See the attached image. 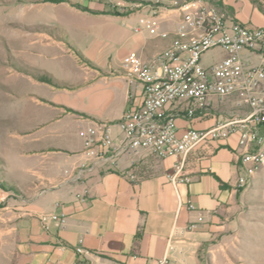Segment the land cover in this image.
<instances>
[{"label":"crops","instance_id":"0c3cea01","mask_svg":"<svg viewBox=\"0 0 264 264\" xmlns=\"http://www.w3.org/2000/svg\"><path fill=\"white\" fill-rule=\"evenodd\" d=\"M206 1L230 21L264 27V0ZM175 2L51 0L54 12L30 42L39 45L44 60L69 59L84 71L78 89L61 86L81 91L82 100L63 113L82 129L112 123L119 142L116 122L139 105L142 92L122 70V58L134 50L155 63L172 34L151 35L139 20L154 16L159 31L172 33L181 20ZM46 77L38 79L52 83ZM20 100L24 108L8 142L0 131V143L6 142L0 146V264H157L164 256L165 264H244L248 232L256 225L251 206L264 190V168L237 187L243 148L236 135L204 141L187 154L179 201L166 173L180 158L139 151L116 162L96 161L86 155L83 138L79 147L59 149L58 128L43 130L34 107L42 101L32 95ZM4 110L0 121H12ZM233 110L232 98L215 100L204 114H180L177 125L208 128Z\"/></svg>","mask_w":264,"mask_h":264},{"label":"built area","instance_id":"2783aa9c","mask_svg":"<svg viewBox=\"0 0 264 264\" xmlns=\"http://www.w3.org/2000/svg\"><path fill=\"white\" fill-rule=\"evenodd\" d=\"M175 5L181 20L172 33L159 31L154 16L139 20L140 27L151 35L167 38L172 34L169 46L156 56L155 63L145 62L134 50L122 58V70L141 84L142 92L139 105L127 109L116 122L120 141H114L112 123L89 126L79 134L86 155L96 161L116 162L139 151L180 158L166 173L180 201L178 184L187 180L181 175L183 159L204 141L237 136V144L243 148L239 188L264 168V27L230 21L206 0L176 1ZM215 48L224 56L204 64L202 56ZM226 98L233 99L235 110L217 118L212 126L179 129L180 114L187 118L204 114L215 100ZM187 207L192 209L193 204L189 202ZM166 261L164 256L157 264Z\"/></svg>","mask_w":264,"mask_h":264},{"label":"rangeland","instance_id":"374dc122","mask_svg":"<svg viewBox=\"0 0 264 264\" xmlns=\"http://www.w3.org/2000/svg\"><path fill=\"white\" fill-rule=\"evenodd\" d=\"M175 1L181 3L184 0ZM49 2L51 0H0V112L5 109L12 120L0 121V131L4 135L3 141L8 142L9 130L14 129L12 123L19 110L24 108L20 98L32 95L42 101L41 106L34 107L40 110L43 130L58 128L59 149H70L83 144L79 134L83 126L63 112L70 109L69 104L82 103L78 100L81 91H70L61 86L78 89L84 71L69 59L54 63L44 60L39 55V45L30 42L35 32L42 28V21L49 20L54 12ZM222 56L224 52L215 48L202 56V62L208 64ZM40 74L51 78L52 83L40 81ZM17 127L20 129L19 125ZM5 143L1 142L0 146ZM253 200L251 216L256 225L248 232L250 247L244 264H264V190Z\"/></svg>","mask_w":264,"mask_h":264},{"label":"trees","instance_id":"16d2710c","mask_svg":"<svg viewBox=\"0 0 264 264\" xmlns=\"http://www.w3.org/2000/svg\"><path fill=\"white\" fill-rule=\"evenodd\" d=\"M42 79H44V78H42Z\"/></svg>","mask_w":264,"mask_h":264}]
</instances>
